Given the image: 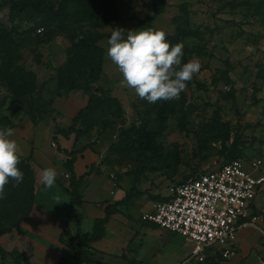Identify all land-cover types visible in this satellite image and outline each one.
Returning <instances> with one entry per match:
<instances>
[{
  "label": "rangeland",
  "instance_id": "374dc122",
  "mask_svg": "<svg viewBox=\"0 0 264 264\" xmlns=\"http://www.w3.org/2000/svg\"><path fill=\"white\" fill-rule=\"evenodd\" d=\"M11 1L19 0H0V32L10 35L0 46V75H26L34 86L32 100L26 104L5 99L2 105L8 92L0 83V129L4 124L12 126L10 139L25 148L30 156L23 158L30 167L34 146L44 155L51 148L58 156L56 128L67 130L71 119L87 105L89 95L83 90L88 72L75 52L76 43L82 37L109 36L116 28L130 31L149 26L165 31L172 45L182 42V64L196 58L200 71L178 99L149 103L123 85L122 75L107 57L108 38L100 40L102 71L90 88L91 94L102 89L104 100L78 116L74 133L68 143H62L76 158L82 152L92 154L85 176L110 198L107 207L115 211L113 215L120 221L150 227L141 221V215L168 197L180 182L233 158L264 160V0H165L160 15L149 22L143 21L149 18L150 0L144 5L139 3L146 0H112L115 20L103 22L100 13L89 15L97 20L96 26L82 14L57 21L68 25L59 28L46 25L30 9L12 19ZM45 1L57 12L64 7L61 0ZM180 5L188 15L180 11ZM182 33L185 38L179 37ZM15 70L19 76H13ZM53 164L49 167L59 170L58 163ZM64 174L57 178L61 186L68 183ZM125 196L128 200L121 203ZM192 249L193 245L177 236L148 264H174L176 259L187 264L184 259ZM122 252L115 255L118 264L123 255L122 261L136 264L125 248ZM244 253L242 260L251 258L249 262L264 264V240L258 231L251 232ZM229 260L209 251L202 261L191 259L188 264Z\"/></svg>",
  "mask_w": 264,
  "mask_h": 264
},
{
  "label": "crops",
  "instance_id": "0c3cea01",
  "mask_svg": "<svg viewBox=\"0 0 264 264\" xmlns=\"http://www.w3.org/2000/svg\"><path fill=\"white\" fill-rule=\"evenodd\" d=\"M147 1L149 0L139 4L144 5ZM149 2L151 3V1ZM146 13L149 14V18H152V6L151 10L148 9ZM57 137H59V140L56 143L60 150L57 157L54 155V150L49 147V150L45 151L46 155H44V152L42 153L37 146H34L32 159H30L31 169L34 174L33 205L29 215L23 222L12 229L10 233L0 237V246L6 254L3 264H14L11 257L12 251H17L24 257H27L30 264H58L61 259H66L72 255L69 248L59 242L60 234L64 230H68L71 236H76L78 231L83 234L90 233L93 221L103 218L105 208L111 203L110 198L104 197V194L101 192L102 190H100L102 188L99 189L98 186L89 182L90 177L85 176V173H88L87 167L92 163L93 158L92 154L82 152L77 155L73 164L75 177L79 180L78 194L81 200L78 205H74L70 209V197L65 192L69 188L68 183H64L62 186L57 183L58 176L66 173L63 163L67 159V156L64 154V151L67 149L63 147L62 143H68L70 137L68 139L61 136ZM19 150L20 156H30L26 154L27 151L23 146L19 145ZM254 159L262 160V170L264 171V160L261 158ZM55 161L59 165V170H56L58 175L53 187L47 188L41 183V172L43 169L49 168V163L53 166V162ZM102 197L104 198L102 199ZM99 201L108 202L100 207V205H97ZM250 208V212L255 215L257 214L260 221L256 229L246 228L239 231L235 257L229 260H235L234 264H255L254 262H249L251 258L247 260H242L241 258L246 256L244 250L248 246L249 241L251 243V232L258 231L261 237L262 234L258 229L264 232V187L259 191ZM151 210L152 207L147 212ZM68 213L71 216L81 215L79 224L75 221H68ZM123 221H120L116 215H112L104 225L102 238L86 245H78L71 242L68 238H64L67 243L72 244L81 251L88 252L85 260L78 264H118L119 262L115 258V255L119 256L122 254L124 248L126 249V253L133 257L136 264L153 263L156 257L161 255V251L168 248L177 237V235L171 234L152 224L143 222L147 226H150L144 227L142 225L139 226L138 222L136 223L137 225H134V221L132 220L125 219ZM238 248L241 252L237 253ZM122 258H124V255L121 257V261L119 260L121 264H129L128 260L122 261ZM187 259H184V261ZM229 261L221 262L220 264H231ZM180 263L182 261L179 262L177 259L174 262V264ZM20 264L24 263L20 262ZM68 264L74 263L69 262Z\"/></svg>",
  "mask_w": 264,
  "mask_h": 264
},
{
  "label": "trees",
  "instance_id": "16d2710c",
  "mask_svg": "<svg viewBox=\"0 0 264 264\" xmlns=\"http://www.w3.org/2000/svg\"><path fill=\"white\" fill-rule=\"evenodd\" d=\"M150 1L153 16L152 18L145 19L143 22H149L151 20L157 19V17L162 12L163 7L166 5L165 0ZM45 2V0H19L16 3L11 1L9 5L10 17L14 19L19 13L30 9L34 15H36V17L43 19L46 22V25L56 24L57 28L68 26L61 22L57 23V21H67L73 16H79L82 14H84L86 18H89L87 19L88 23L95 24L96 26L98 25L97 20H92L91 18L95 13L96 15L100 13V20L103 22L106 20L112 21L117 18V10L112 0H87L85 2L83 0H61L62 6L64 7L62 9L59 8L58 12L52 10V8L47 6ZM99 3L100 7L98 6ZM179 7L180 11H182L185 16L188 15V12L184 6L180 5ZM97 8H100L101 11L97 12ZM81 10L83 11L82 13ZM89 15L91 17H89ZM149 28L153 27L149 26ZM8 37H10L9 33H6L5 31L0 32V46H2V42ZM179 37L185 38V34H179ZM106 38L109 39L110 35L105 36L102 34H97L94 37H82L76 43L75 52L85 61V66L88 72L86 87L83 91L86 95H89V97L86 107L83 110H80L78 114H76L71 119V126L67 130L56 128L55 136H61L65 139H68L70 135L74 133V126L77 123L78 116L86 111H89L90 109L95 108L99 102L104 100L105 96H103V90L96 88V94H91L92 88H90V85L96 84L99 80L102 71L101 69L103 65L104 50L98 45V42ZM13 76H19L17 74V70H15V74ZM0 83L2 85L1 87L6 92H8V94L4 96L5 98L2 100V105L5 103V99H12L18 104H26L28 100H32L31 96L34 85L33 79L31 77L20 74L19 78H14L12 76H8L7 74H2L0 75ZM98 93L101 95L97 96ZM3 127L6 128L12 126L10 124H4ZM74 139L76 140V137H74ZM64 154L67 156V160L64 161L63 168L65 169L66 173L69 174V188L66 189L65 192L70 197L71 209L72 206L78 205L81 200L78 194L79 180L76 179L73 171V164L76 159V154L66 151H64ZM17 167L23 172V181L18 186L14 187L13 185L15 184V181L10 180L5 186V198L0 199V237L10 233L12 229L16 228L27 218L34 201V174L27 159L20 156V162ZM127 200V196H125L120 202L125 203ZM165 200L166 198L162 199L161 201ZM114 213L115 211L111 210L109 207H106L104 210V217L95 219L93 221V226L90 233L83 234L78 231L76 236H71L68 230H64L60 234L59 242L68 247L72 252V255L66 259H61L58 264H68L69 262L78 264L83 262L86 258V255H88V252L79 250L72 244L67 243L64 238H68L71 242L78 245H86L87 243L98 241L104 234V225ZM67 218L68 221H75L77 224H79L81 215L71 216L70 213H68ZM5 255L6 254L4 250L0 246L1 264H3ZM11 257L14 261V264H20V262H23L24 264H30L29 259L17 251H12Z\"/></svg>",
  "mask_w": 264,
  "mask_h": 264
},
{
  "label": "built area",
  "instance_id": "2783aa9c",
  "mask_svg": "<svg viewBox=\"0 0 264 264\" xmlns=\"http://www.w3.org/2000/svg\"><path fill=\"white\" fill-rule=\"evenodd\" d=\"M262 167L260 159L237 158L200 172L177 184L165 201L154 203L141 221L193 245L187 263L202 261L209 251L229 260L236 253L239 231L258 228L260 218L250 206L264 187ZM64 178L69 179V174ZM258 230L264 239V232Z\"/></svg>",
  "mask_w": 264,
  "mask_h": 264
},
{
  "label": "clouds",
  "instance_id": "9594fccd",
  "mask_svg": "<svg viewBox=\"0 0 264 264\" xmlns=\"http://www.w3.org/2000/svg\"><path fill=\"white\" fill-rule=\"evenodd\" d=\"M107 44V57L122 75L123 85L134 89L140 99L149 103L178 99L201 68L196 58L182 64L183 43L170 44L162 29H112ZM13 135L11 127L0 129V199L5 198V186L10 180L15 181L14 187L23 181V172L17 167L19 145L10 139ZM57 175L54 168H45L41 183L51 188Z\"/></svg>",
  "mask_w": 264,
  "mask_h": 264
}]
</instances>
